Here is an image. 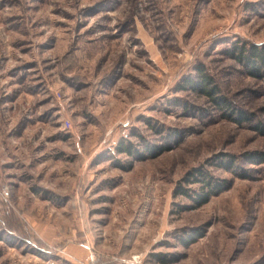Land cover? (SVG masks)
I'll return each mask as SVG.
<instances>
[{"label":"rangeland","instance_id":"1","mask_svg":"<svg viewBox=\"0 0 264 264\" xmlns=\"http://www.w3.org/2000/svg\"><path fill=\"white\" fill-rule=\"evenodd\" d=\"M241 48L264 49V0H0V264H264ZM194 169L222 183L201 205Z\"/></svg>","mask_w":264,"mask_h":264},{"label":"trees","instance_id":"2","mask_svg":"<svg viewBox=\"0 0 264 264\" xmlns=\"http://www.w3.org/2000/svg\"><path fill=\"white\" fill-rule=\"evenodd\" d=\"M236 58L240 61V62H244L245 65L247 67H250L251 71L254 73H257L255 70V67L252 66L254 65V62L258 63V65H260L261 67L264 66V49L262 50H257L256 48H252L251 50H247V53H244L243 48H241V50L238 51V54L236 56ZM190 83V87L194 88V85H199V88L201 89V91L206 94L207 96H212L215 92L214 89L215 88H211L212 83L210 81V79L205 76L202 75L201 76V82L199 84H195L193 82V85L191 82ZM206 89H209L208 91H206ZM212 99H214L212 97ZM214 102H216L217 104H225L226 102L223 101L221 98L219 99H214ZM233 113V110L231 111L230 115ZM240 119H243V116L240 114ZM118 151L120 153H131V147H129V145L125 144L123 146V144H121L119 147H117ZM148 149V147H147ZM149 151V150H148ZM192 175H200L202 177H204V179L206 180L203 184V188H201L200 192L195 193L194 195V199L195 202L197 203V205H201L203 203H206L211 196L215 195L216 193L219 192V190L222 187V183L219 182V180H215L212 183V178L208 177L206 174L201 173V170L199 169H194L192 172L188 173V176H186V179L189 180V176Z\"/></svg>","mask_w":264,"mask_h":264},{"label":"built area","instance_id":"3","mask_svg":"<svg viewBox=\"0 0 264 264\" xmlns=\"http://www.w3.org/2000/svg\"><path fill=\"white\" fill-rule=\"evenodd\" d=\"M139 256H136V257H132V261H131V263L132 264H140L141 262H140V260H139ZM138 259V260H137Z\"/></svg>","mask_w":264,"mask_h":264}]
</instances>
